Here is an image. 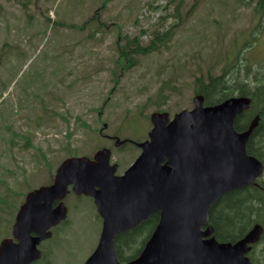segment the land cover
I'll return each instance as SVG.
<instances>
[{"label": "rangeland", "instance_id": "obj_1", "mask_svg": "<svg viewBox=\"0 0 264 264\" xmlns=\"http://www.w3.org/2000/svg\"><path fill=\"white\" fill-rule=\"evenodd\" d=\"M257 1L0 0V240L67 156L107 147L120 174L139 149L105 134L147 139L153 111L191 109L195 78L236 57L264 70ZM135 36L158 47L120 59ZM65 204L66 221L40 249L52 264H83L101 219L90 197L71 192Z\"/></svg>", "mask_w": 264, "mask_h": 264}, {"label": "water", "instance_id": "obj_2", "mask_svg": "<svg viewBox=\"0 0 264 264\" xmlns=\"http://www.w3.org/2000/svg\"><path fill=\"white\" fill-rule=\"evenodd\" d=\"M249 99L230 97L204 105L193 97V108L150 115L149 139L138 145L139 156L115 175L110 151L93 160L69 157L56 169L53 183L26 194L12 226V236L0 241V264H30L40 257L37 245L51 235V226L66 217L60 201L72 184L77 194L90 195L102 218L97 245L83 264H252L245 253L258 241L263 228L255 224L241 239L218 242L207 223L210 205L222 194L254 184L263 164L246 153V142L257 124L237 132L236 115ZM159 220L140 254L121 263L114 250L116 234L137 226L149 215ZM204 227V228H203Z\"/></svg>", "mask_w": 264, "mask_h": 264}, {"label": "trees", "instance_id": "obj_3", "mask_svg": "<svg viewBox=\"0 0 264 264\" xmlns=\"http://www.w3.org/2000/svg\"><path fill=\"white\" fill-rule=\"evenodd\" d=\"M257 6L261 14H264L263 0H258ZM157 47L154 39L142 45L138 36H135L120 46L118 51L120 59H124L130 54H147ZM195 85L194 91L201 93L207 104L220 102L235 94L251 98L250 109L235 118L234 127L236 130H244L255 116L259 117L247 141L246 150L264 163V70L258 67L253 69L252 65L244 64L237 58L218 75L209 74L205 79L196 77ZM256 182L253 186L225 193L210 206L208 223L212 225L213 235L219 242L236 241L256 223L264 228V173ZM157 221L156 214L144 221V224L115 236L114 248L121 262H127L139 254ZM249 257L257 264H264V231L260 242L252 246ZM49 259L47 253L42 251L41 257L31 264H52Z\"/></svg>", "mask_w": 264, "mask_h": 264}, {"label": "flooded vegetation", "instance_id": "obj_4", "mask_svg": "<svg viewBox=\"0 0 264 264\" xmlns=\"http://www.w3.org/2000/svg\"><path fill=\"white\" fill-rule=\"evenodd\" d=\"M105 135H106V134H105ZM106 136H107V135H106ZM108 138L112 139V137H110V136H108ZM147 138H148V137H147ZM113 141H114V139H113ZM140 150H141V149L139 148V152H140ZM56 203H57V201L54 202V204H56ZM144 221H147V220H144ZM144 221L141 222V224H144V223H145ZM146 225H147V224H146ZM146 225H145V227H146Z\"/></svg>", "mask_w": 264, "mask_h": 264}]
</instances>
